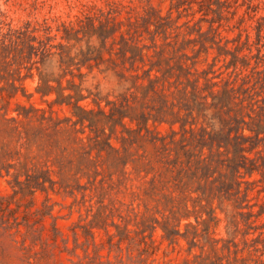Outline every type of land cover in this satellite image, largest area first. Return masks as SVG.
Instances as JSON below:
<instances>
[{
  "label": "rangeland",
  "instance_id": "obj_1",
  "mask_svg": "<svg viewBox=\"0 0 264 264\" xmlns=\"http://www.w3.org/2000/svg\"><path fill=\"white\" fill-rule=\"evenodd\" d=\"M88 17L95 24L107 22L116 30L115 44L109 41L106 48L113 50L111 57L118 64L115 53L121 37L142 50L143 63H137L131 74L143 76V70L154 63L160 64L162 71L168 70V62L171 66L179 64L199 76L201 86V73L206 72L220 86L229 81L236 89H246L253 109L244 111L246 122H250L246 113L254 121L264 113V0H0L1 34L23 28L26 23L37 28L39 34L44 23L56 33L61 23L75 24ZM91 44L98 47L96 39ZM233 56L237 57L235 69L228 66ZM104 57L109 56L104 53ZM125 68H130L128 63ZM82 72L83 94H96L102 99L101 107L105 108L106 100L114 102L123 93L111 72ZM36 81V76L23 81L24 91L0 92V264H195L194 257L199 255L208 264L264 262V181L259 174L241 179V190H248L242 209H236L234 202H225L219 209L214 202L219 221L211 223L209 233L218 241L213 244L217 250L205 246L201 251L200 238L197 247L189 252L184 239L170 243L162 237L160 226L169 215V207L164 205H171L163 195L171 190L170 184L158 176L160 168L153 162L151 148L127 146L124 153L120 147V136H126V129H135V125L126 119L125 126L117 125L113 133L112 144L120 149L122 163L112 153L100 158L93 154L89 163L87 158L71 152L67 143L49 139L52 121L60 120L66 126L71 109L53 104L54 95H38ZM74 81L80 84L79 79ZM181 81L185 83L183 78ZM156 86L158 94H169L176 86L175 77L162 78ZM156 100L147 101V105L156 104ZM250 103L246 101L244 105ZM82 104L95 108L90 98ZM148 128L149 135L170 133L167 123L149 121ZM175 130L179 139V125ZM85 131L87 135L88 129ZM109 132L106 126L105 133ZM245 134L249 132L245 130ZM79 136L86 141L85 135ZM253 144L256 149L249 156L258 164L264 163V142L253 140ZM123 161H127L126 166ZM47 169L56 182L54 192L13 193L15 173ZM153 177L156 188L151 192ZM185 202L188 213L180 208L179 215L190 217H182L181 232H185L187 223L196 226L193 202L188 196ZM236 211L251 212L252 223L245 226L242 216L237 215L238 227L230 235L227 216ZM142 216L147 220L144 229L135 225ZM126 225L130 232L120 242ZM197 230L201 234L203 225L199 224ZM223 246H229V253Z\"/></svg>",
  "mask_w": 264,
  "mask_h": 264
},
{
  "label": "trees",
  "instance_id": "obj_2",
  "mask_svg": "<svg viewBox=\"0 0 264 264\" xmlns=\"http://www.w3.org/2000/svg\"><path fill=\"white\" fill-rule=\"evenodd\" d=\"M55 31L53 33L51 27L44 23L39 34L37 28L26 23L23 28L9 29L6 34L0 33V92L12 94L24 91L23 81L36 76L35 92L38 95L42 98L54 95L53 104L66 105L71 109V117L66 120V126L63 127L64 122L60 120L52 121V126L49 127L52 135L49 139L55 138L56 141L67 143L71 152L87 158L89 163L93 154L100 158L103 154L109 157V153L114 154L115 160L122 163L120 149L112 144L111 139L116 126L124 127L126 119L130 125L134 124L135 129H126V136H120L121 149L125 153L127 146L131 148L137 145L138 150L145 145L149 146L153 162L160 168L159 178H163L165 184H170L168 190L171 191L168 195H163L165 202L169 201L171 205H164L169 207V215L163 218L160 226L162 237L170 243L177 242L179 238L184 239L189 252L197 247L201 238V251L205 246L216 251L213 244L218 241L209 233L211 223L219 221L214 202H217L219 209L225 202H234L237 204L236 209H242L241 203L246 201L248 190H241V179L246 175L252 177L256 173L264 181V163L258 164L249 156L256 149L253 140L264 142V113H259L256 121L246 113L250 122L245 121L244 111L252 106L249 92L242 86L236 89L229 81L220 86L206 72L201 73L204 79L201 86L199 76L192 75L182 65L171 66L169 62L167 71H162L160 64L154 63L143 70V76L133 75L130 71L136 69L137 63H143V52L137 45L121 37L118 42L120 47L115 53L120 62L118 64L111 57L113 50L106 48L109 41L113 45L116 40V30L107 22L98 21L95 24L88 17L78 19L75 24L61 23ZM93 39L98 41V47L91 44ZM104 53L108 54L107 59ZM236 58L233 56L228 64L233 69L236 68ZM126 63L129 64V69L125 68ZM102 65H105L103 69ZM83 69L88 72L94 69L101 73L111 72L115 76L123 93L118 96L117 102L105 101L107 110L101 107L102 99L96 94H83ZM174 70L178 71L177 75ZM189 76L196 78L190 80ZM174 77V91L168 90L169 94L162 91L158 94L156 84L162 78ZM75 78L79 79L80 84L75 83ZM182 78L185 83L181 81ZM89 98L95 108L82 104ZM155 100L156 104L147 105V101L153 103ZM246 101L250 105L245 106ZM149 121L167 123L170 133L166 136L149 135ZM175 125H179V139ZM76 126L81 129L77 130ZM106 126L110 130L108 135L105 133ZM85 129L89 131L87 135ZM245 130L249 135L245 134ZM79 135H85L86 141ZM140 158L138 162L141 163L143 160ZM150 162L149 160L147 164ZM126 164L127 161H123V166ZM21 173L14 174L11 185L14 194H32L37 190L54 192L56 182L50 177L49 169L32 174ZM21 176L25 178L24 181ZM154 182L153 177L149 187L151 192L156 188ZM146 194L148 195L147 191ZM192 195H195L194 199ZM186 196L193 202L196 226L187 223L185 232H181L179 227L182 217H190L189 214L179 215L180 208L188 213ZM203 215L206 218H202ZM237 215L242 216L245 226L252 223L251 212L236 211L230 214L226 225L230 235H234L238 227ZM151 219L158 223L155 218ZM146 222V218L142 216L141 221L135 225L144 229ZM199 224L203 225L201 234L197 230ZM154 228L151 227L152 230ZM129 232L126 225L119 241ZM232 244L235 245L233 242ZM222 249L229 253V246H223ZM194 258L195 264H208L201 255ZM260 264L264 262L261 261Z\"/></svg>",
  "mask_w": 264,
  "mask_h": 264
}]
</instances>
